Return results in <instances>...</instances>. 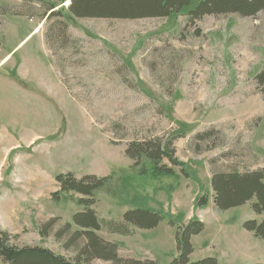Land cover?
Masks as SVG:
<instances>
[{
  "label": "rangeland",
  "instance_id": "rangeland-1",
  "mask_svg": "<svg viewBox=\"0 0 264 264\" xmlns=\"http://www.w3.org/2000/svg\"><path fill=\"white\" fill-rule=\"evenodd\" d=\"M0 2L19 13L0 16V231L18 246L72 256L53 234L40 233L45 222L58 219L55 232L86 208L81 194L60 191L56 177L113 174V192L99 190L90 207L99 218L123 222L138 206L162 216L152 229L130 225L129 235L98 231L119 243L121 256L172 263L178 227L194 219L204 230L192 237L191 261L264 263V239L244 228L264 220L254 200L225 211L212 199L196 206L200 196H214L213 166L264 167V94L256 82L264 66V11L207 15L192 25L186 10L140 19L48 18L40 2ZM211 129L216 133L197 136ZM157 137H173L187 173L179 172L171 193L154 192L125 154L131 141ZM139 192L143 198L135 200Z\"/></svg>",
  "mask_w": 264,
  "mask_h": 264
},
{
  "label": "trees",
  "instance_id": "trees-1",
  "mask_svg": "<svg viewBox=\"0 0 264 264\" xmlns=\"http://www.w3.org/2000/svg\"><path fill=\"white\" fill-rule=\"evenodd\" d=\"M32 1L40 2L46 7L45 14L48 18H64L69 13L77 18L140 19L168 17L186 10L185 16L192 25H196L197 21L207 15L238 14L242 17H254L264 11V0H70L67 8L64 6L67 0H58L57 3L48 0ZM1 3L0 16L19 15L17 11L7 10ZM59 23L67 27L64 22ZM0 37L3 38V33H0ZM256 82L264 94V66L256 75ZM213 133L216 132L211 129L197 136L208 137ZM200 149L202 148L199 147L198 151ZM125 154L133 160L131 168L133 171L135 170L143 179L154 182V192L161 190L173 192L180 184L179 172L187 174L184 171V163L176 156L173 137L131 141L126 147ZM113 179L115 180L113 174L102 177L87 174L80 178L71 172L59 174L56 181L60 191L81 194L83 197L79 202L86 208L74 215L72 223H65L55 232L54 227L58 219L53 218L45 222L41 225L40 233L43 237L53 234L62 242L65 250H73L74 254L69 257L42 246H18L13 243L15 237L0 231L1 264H93L95 259L109 261L112 264H159L149 258L121 256L119 243L106 240L97 234L98 231L105 229L111 233L129 235L132 232L130 225L140 229H152L157 227L162 219L159 212L140 206L127 211L123 216V222L99 218L90 207L95 203V196L99 190L107 187L113 192L111 186ZM211 185L215 191L214 202L219 210L225 211L254 200L253 210L258 214L264 213V167L241 171L238 168L222 170L213 166ZM59 195L60 192L54 194L55 197ZM141 198L143 195L139 192L135 200ZM150 198L153 197L149 195ZM208 201V196L202 195L197 199L196 206L204 208ZM73 225L78 229L72 231ZM244 228L254 231L256 236L264 239V220L261 223L248 220L244 223ZM203 230L204 223L194 219L178 227L176 233L178 255L170 264H221L215 257L191 261L190 257L194 251L192 237Z\"/></svg>",
  "mask_w": 264,
  "mask_h": 264
},
{
  "label": "crops",
  "instance_id": "crops-1",
  "mask_svg": "<svg viewBox=\"0 0 264 264\" xmlns=\"http://www.w3.org/2000/svg\"><path fill=\"white\" fill-rule=\"evenodd\" d=\"M213 124H214V122H213ZM258 167H263V163H259V162L255 163V167H253V169H257ZM238 168H239L241 171H244V170H243V167H238ZM210 171H211V170H210ZM197 177L200 178L199 175H197L196 178H197ZM209 179H210L209 184L211 185L212 175L210 176ZM186 180L188 181L189 179H186ZM195 180H196V179H195ZM182 182H183V180H182ZM207 185H208V184H207ZM198 189H199V188H198ZM210 189H213L212 186L209 188L208 191H210ZM200 190H202V191H206V193L208 192V191H207V188H204V189L200 188ZM212 191H213V190H211V194H214V195H215V193H213L214 191H213V192H212ZM198 193H199V191H198ZM198 193H197V194H198ZM197 194H196V195H197ZM164 199H165L166 204H167L168 202H170V201H171V203H173V200L170 199V201H169V199H168L166 196L164 197ZM211 199L214 201V196H212V197L209 199L208 204L211 202ZM207 206H208V205H207ZM207 206H206V207H207ZM206 207H205V208H206ZM155 210H156V209H155ZM193 218H194V217H193ZM191 219H192V218H191Z\"/></svg>",
  "mask_w": 264,
  "mask_h": 264
}]
</instances>
